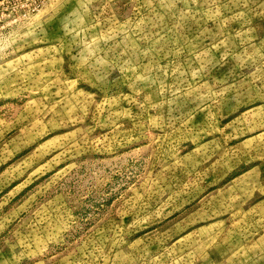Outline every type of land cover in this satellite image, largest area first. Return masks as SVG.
<instances>
[{
    "label": "rangeland",
    "instance_id": "rangeland-1",
    "mask_svg": "<svg viewBox=\"0 0 264 264\" xmlns=\"http://www.w3.org/2000/svg\"><path fill=\"white\" fill-rule=\"evenodd\" d=\"M0 264H264V0H0Z\"/></svg>",
    "mask_w": 264,
    "mask_h": 264
}]
</instances>
